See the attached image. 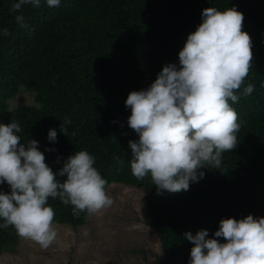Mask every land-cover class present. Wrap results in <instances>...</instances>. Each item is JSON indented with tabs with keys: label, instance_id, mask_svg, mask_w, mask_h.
Wrapping results in <instances>:
<instances>
[{
	"label": "trees",
	"instance_id": "obj_1",
	"mask_svg": "<svg viewBox=\"0 0 264 264\" xmlns=\"http://www.w3.org/2000/svg\"><path fill=\"white\" fill-rule=\"evenodd\" d=\"M13 2L0 0V29L9 32L0 31V119L19 122L21 142L37 139L54 171L68 155L86 149L106 188L145 187L147 224L163 255L158 264H188L193 242L186 231L206 228L211 236L222 217L264 215V0H60L54 6L41 0L20 9ZM233 5L243 12L253 53L248 74L234 90L239 99L229 100L240 124L237 145L221 153L218 166L207 162L204 176L187 190L157 191L150 174L137 178L131 171L128 140L138 134L127 123L126 96L147 87L165 63H178L204 7ZM248 83L254 89L245 95ZM20 87L33 91L35 103L10 107ZM66 119L63 133L59 124ZM50 127L57 130L55 141L47 138ZM0 190L9 191L8 184ZM48 203L53 223H89L87 210L74 215L71 204L52 197ZM20 237L13 225L0 227V253L12 250Z\"/></svg>",
	"mask_w": 264,
	"mask_h": 264
},
{
	"label": "clouds",
	"instance_id": "obj_2",
	"mask_svg": "<svg viewBox=\"0 0 264 264\" xmlns=\"http://www.w3.org/2000/svg\"><path fill=\"white\" fill-rule=\"evenodd\" d=\"M46 2L54 6L60 0ZM26 3L39 6L41 0H14L12 8ZM201 17L178 51V63H165L147 87L129 91L124 101L130 108L127 123L138 134L128 140L131 171L137 178L150 174L157 191L187 190L204 176L207 162L218 166L221 153L237 145L240 124L229 100L239 99L234 90L251 67V37L235 5L204 7ZM16 20L25 23L22 14ZM0 31L9 34L6 27ZM253 89L248 83L243 94ZM68 123L61 122L60 131L66 133ZM20 132L16 119L0 122V184L9 186L0 190V227L11 224L18 235L46 248L57 237L49 197L73 205L74 215L95 213L112 198L86 149L68 155L54 171L39 141L21 142ZM47 138L57 139L56 128L48 129ZM184 235L193 242L188 264H264V215L222 217L211 236L206 228Z\"/></svg>",
	"mask_w": 264,
	"mask_h": 264
},
{
	"label": "rangeland",
	"instance_id": "obj_3",
	"mask_svg": "<svg viewBox=\"0 0 264 264\" xmlns=\"http://www.w3.org/2000/svg\"><path fill=\"white\" fill-rule=\"evenodd\" d=\"M31 103L34 93L26 87L9 100L10 107ZM106 189L112 203L92 213L89 223L78 228L54 223L57 237L46 248L21 236L12 250L0 253V264H158L163 255L147 224V189L122 183Z\"/></svg>",
	"mask_w": 264,
	"mask_h": 264
}]
</instances>
